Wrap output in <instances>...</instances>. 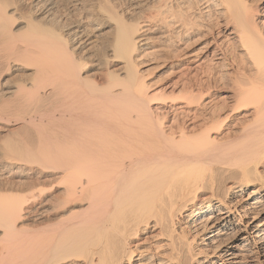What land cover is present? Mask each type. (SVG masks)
I'll return each instance as SVG.
<instances>
[{
  "label": "bare ground",
  "instance_id": "obj_1",
  "mask_svg": "<svg viewBox=\"0 0 264 264\" xmlns=\"http://www.w3.org/2000/svg\"><path fill=\"white\" fill-rule=\"evenodd\" d=\"M254 1L0 0V264H264Z\"/></svg>",
  "mask_w": 264,
  "mask_h": 264
},
{
  "label": "rangeland",
  "instance_id": "obj_2",
  "mask_svg": "<svg viewBox=\"0 0 264 264\" xmlns=\"http://www.w3.org/2000/svg\"><path fill=\"white\" fill-rule=\"evenodd\" d=\"M254 1V0H253ZM256 1H258V2H256ZM262 1V2H261ZM254 3H256L255 5L259 8V14H262V13H264V0H255L254 1ZM258 3V4H257ZM259 3H260V5H259ZM261 8V9H260ZM263 8V9H262ZM217 10V11H216ZM67 13H69L70 14V12L68 11ZM211 14V16H209L210 14ZM209 17H212V18H210L209 20H211V19H213L214 18V20H212V21H207L209 24L208 25H210V24H212L213 23V25H210V26H213V28H215V25L214 24H216V23H219L220 22V25L222 24V25H224V21H222V18L221 17H219L220 15L218 14V9L216 8H213V9H211V11H209ZM212 13H214V14H212ZM257 13V14H258ZM216 14V16H213V15H215ZM259 16V15H258ZM217 18H219L218 19V21H217ZM216 19V20H215ZM259 19V21L260 20H263L264 18H258ZM214 21V22H213ZM217 21V22H216ZM211 22V23H210ZM222 25L219 27V28H217L218 29V31L220 32H218L216 29H214V33H213V35H212V37L210 36V38L209 39H213V38H215V37H217L218 38V36L220 37V35L219 34H221V37L220 38H218V39H221V38H223L224 36H226V34H224L223 32H225V26H223L222 27ZM217 33V34H216ZM224 35H223V34ZM215 34V35H214ZM222 35H223V37H222ZM231 42L233 43V41H230V43H226L227 45H231ZM150 58V59H149ZM152 59V60H151ZM156 59V60H155ZM153 58L152 56H144V60H142L144 63L143 64H141V66H140V69L142 70V72H145L144 73V76L146 77V79H147V81H148V83H149V85L151 86V88L153 87L154 88V85L155 86H157V87H155V88H158V89H161L162 87L163 88H165L166 87V85H168L169 83H172L173 81H175V75H174V73H172V71L169 69V68H166V64L165 65H163L164 63H166V62H164L162 59H164V56L162 57V58ZM151 61V62H150ZM159 61V62H158ZM160 62H162L161 64H160ZM213 64L215 63V62H212ZM212 63H211V65L209 66V67H206L207 69L209 68L211 71H213V73H215V72H217V73H220L219 72V70H220V68L218 67V65H212ZM160 65V66H159ZM162 65V66H161ZM164 66V67H163ZM211 67V68H210ZM216 67H218V69L219 70H217V68ZM215 68H216V70H215ZM214 70H215V72H214ZM171 73V75H169ZM212 73V74H213ZM216 73V74H217ZM216 74H213V75H216ZM173 75H174V77H173ZM172 76V77H171ZM172 78V79H171ZM174 79V80H173ZM167 80V81H166ZM168 80H169V83H168ZM151 83H152V85H151ZM165 83V84H164ZM161 84V85H160ZM152 88V89H153ZM165 92H167V93H170V88H167L166 90H165ZM226 239H228V237L226 238ZM199 243H200V241H198ZM199 245V244H198ZM197 246V245H196ZM199 249L201 248L200 246L198 247ZM212 249L213 248H210V247H203L202 248V251H206V250H209L210 252L212 251Z\"/></svg>",
  "mask_w": 264,
  "mask_h": 264
}]
</instances>
